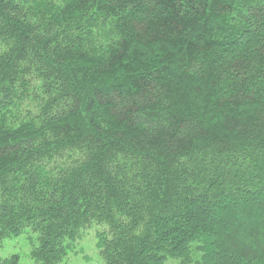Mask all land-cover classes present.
Listing matches in <instances>:
<instances>
[{
  "label": "trees",
  "instance_id": "16d2710c",
  "mask_svg": "<svg viewBox=\"0 0 264 264\" xmlns=\"http://www.w3.org/2000/svg\"><path fill=\"white\" fill-rule=\"evenodd\" d=\"M94 224L105 264H264V0H0V249Z\"/></svg>",
  "mask_w": 264,
  "mask_h": 264
},
{
  "label": "rangeland",
  "instance_id": "374dc122",
  "mask_svg": "<svg viewBox=\"0 0 264 264\" xmlns=\"http://www.w3.org/2000/svg\"><path fill=\"white\" fill-rule=\"evenodd\" d=\"M104 225H92L91 228L86 229L83 232V238L79 240L61 264H105L100 257L96 248V233L103 230ZM30 232H26L21 236L14 237L5 241L4 246L0 249V258H6L14 254L21 256L20 264H36L30 257L31 252V240L29 239ZM30 236H34L31 234ZM167 264H178L175 261H171Z\"/></svg>",
  "mask_w": 264,
  "mask_h": 264
}]
</instances>
